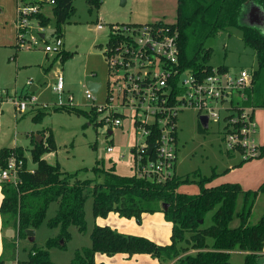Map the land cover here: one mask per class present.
Returning <instances> with one entry per match:
<instances>
[{
	"label": "rangeland",
	"instance_id": "rangeland-1",
	"mask_svg": "<svg viewBox=\"0 0 264 264\" xmlns=\"http://www.w3.org/2000/svg\"><path fill=\"white\" fill-rule=\"evenodd\" d=\"M72 4L74 12L61 26L60 32H56L52 6L43 4L40 9L49 19L48 24L41 27L37 20L32 19V28L26 34L28 44L25 43L19 48L15 43V0H0V149L9 147L21 149L26 158L27 169L33 170L35 165L30 161L33 139L36 135L41 136V133L45 135L50 133L55 151L44 154L43 158L51 165L58 163L62 171L74 173L78 170L91 169L98 160L103 162L105 167L114 164L118 175H132L130 148L136 144L140 145L144 138L127 119L123 120L122 127L112 128V133L108 134L105 126L95 123L99 120L98 116L94 119L92 116L87 117L75 112L54 111L52 108L59 104L64 106L70 104L76 109L88 111L92 105H102L106 93L113 88L112 84L110 87L107 84L108 80L111 82L112 77L108 73L103 54L110 25L145 24L153 20L173 23L176 17V0H102L99 8L91 11H88L86 0H73ZM92 24H101L102 29L91 28ZM39 33H43L44 37L41 38ZM57 34H60L63 42L62 50L72 53L65 61L61 59V55L54 52L45 53L30 43L33 41L31 38H34L37 46L50 45ZM205 46L210 49L208 64L213 67L225 66L230 73H236L240 69L251 72L256 67L255 54L252 49L244 46L241 32L237 28L220 30L206 42ZM59 75L62 76L64 84L61 92L54 90ZM88 82L100 85L94 103L85 98L84 92ZM31 86H35L36 89L31 91ZM29 96L34 98V104L28 105L23 113H19L13 100ZM222 117L223 112L220 113L218 121L210 120L207 128H204L195 111L183 110L179 113L175 174L181 177L188 175L190 181L180 184L178 192L198 193L197 181L200 177H211L205 183L206 187H210L217 185L214 182L222 178V175L227 174L233 179L240 172L242 177L250 175L254 178L264 172V156L244 162L237 152H231L233 154L230 153L229 156L223 140ZM256 143L259 145L257 140ZM109 146L113 148V152H107ZM121 154L124 155L123 158L120 157ZM233 170L236 171L232 172ZM92 176L91 172L80 171L79 174L80 179H90ZM263 181L264 177L261 178V182ZM255 189L257 187L250 190ZM240 203L241 198L238 199L237 209ZM56 209V203L49 205L45 221L40 228L34 230L33 242L22 238L17 240L15 260H11L15 231L11 226L3 228L11 235V238L6 239V264H15L18 259L24 261L31 247L42 248L48 238L56 236L57 230L45 225V222L55 215ZM263 211L264 194L260 193L251 211L250 224L256 223ZM211 214L212 212L206 215L204 226L211 224ZM84 215L85 232L80 233L75 227H70L68 229L70 239L64 248L54 247L49 250L52 263L68 264L76 250L90 246L89 234L93 226L97 225L96 218L92 216L90 196L84 205ZM144 215L145 218L142 216L140 218V225L133 218H125L116 228L125 232L122 234L144 237L161 246L168 245L170 229L167 230L158 220L151 217L155 213ZM159 215L164 223L169 224L163 218V214ZM131 219L132 224L127 225V220ZM112 222L116 224L114 219ZM237 225V219L230 223L231 227ZM117 229L113 230L121 233ZM188 252L195 253L191 250ZM262 252L264 253V246ZM243 258L244 253L237 249L230 252L231 264H243ZM263 262L262 255L259 264ZM175 263L176 259L160 264Z\"/></svg>",
	"mask_w": 264,
	"mask_h": 264
},
{
	"label": "trees",
	"instance_id": "trees-1",
	"mask_svg": "<svg viewBox=\"0 0 264 264\" xmlns=\"http://www.w3.org/2000/svg\"><path fill=\"white\" fill-rule=\"evenodd\" d=\"M52 1L56 32H60L61 26L74 12L73 0ZM48 2L40 0V7ZM101 3L102 0H86L88 11L98 9ZM251 6L258 7L260 15L264 17V0H176L175 21L157 23L168 27L176 35L178 68L197 74L200 79L211 74L213 69L228 71L225 66L213 67L208 64L210 49L206 48V42L220 30L239 29L244 46L255 54L256 67L251 71L250 87L243 92L245 100L233 98L231 104L249 106L254 112L255 109L264 108V20L259 24L248 23L247 14ZM32 18L41 27L49 22L42 12ZM55 36L61 37L60 34ZM113 39L109 33L106 46ZM57 55H61L65 61L72 53L62 50ZM52 109L92 116L94 119L97 116L92 107L88 111L71 105ZM95 123L102 126L100 121ZM41 136L43 140L40 144L33 139L30 161L35 167L32 171L27 169L21 149H0L1 168L11 153L23 160L20 183L17 186L9 182L0 185V226H11L15 231L11 260H15L17 240L27 239V230L40 228L49 205L57 204L55 215L45 222L48 228L57 230L56 236L48 238L42 248L31 247L24 261L18 259L17 264H54L50 261L49 250L64 248L70 239L68 229L73 226L78 232H85L84 205L88 196L92 199L93 218H105L109 213H115L121 218H134L139 222L142 214L161 212L171 224L170 243L161 246L144 237L94 225L89 234L90 246L76 250L68 264H104L95 262L96 253L107 256L147 254L157 259L159 264L174 259L175 264H231L230 252L235 249L244 253L243 264H259L264 246V211L254 224H250L249 218L257 196L264 194V181L255 190H244L237 183L206 187L205 183L211 177H200L197 181L199 192L185 194L178 192V187L189 182V176H177L175 172L171 179L156 182L135 174L118 175L114 164L105 167L103 162L97 160L91 169L67 173L61 170L58 163L51 165L44 160L43 155L55 151V145L52 134L41 133ZM153 140L152 136L147 137L148 142L153 143ZM258 150L256 158L263 157L264 144ZM80 171L91 172L93 176L80 179ZM239 198L241 203L237 209ZM163 205L167 207L164 209ZM210 212L211 224L204 226L206 215ZM234 219L238 220V225L231 227ZM2 243L0 264H6V239ZM190 250L195 253H189Z\"/></svg>",
	"mask_w": 264,
	"mask_h": 264
},
{
	"label": "built area",
	"instance_id": "built-area-1",
	"mask_svg": "<svg viewBox=\"0 0 264 264\" xmlns=\"http://www.w3.org/2000/svg\"><path fill=\"white\" fill-rule=\"evenodd\" d=\"M31 1L15 0V43L19 48L28 44L26 34L32 28V16L41 12L40 0ZM48 1L49 5L53 4L52 0ZM94 28L100 30L102 25L96 24ZM109 33L114 39L105 47L103 54L112 77L107 84L109 87L112 84L114 89L111 87L106 93L102 105L91 107L96 110L98 121L107 128L108 134L112 133V128L122 127L123 120L127 119L143 136L140 145L130 148L133 174L156 182L172 178L177 152V121L183 110H193L198 116L205 115L208 122L218 121L223 112L226 151L239 153L242 161L259 155L252 108L231 104L233 98L245 100L243 92L250 87L251 72L240 69L230 73L213 69L211 74L200 79L197 74L179 69L176 35L157 21L139 26L111 25ZM31 41L34 48L45 53L62 51L63 42L59 36H55L50 45L37 46L34 38ZM63 88V78L59 75L54 90L61 92ZM96 93L86 89L85 98L94 103ZM33 102L31 96L13 100L19 113ZM149 136L154 139L153 143L147 141ZM151 144L153 148L148 153ZM106 150L113 152L111 146ZM22 170L23 160L11 153L0 169V184L9 182L17 186Z\"/></svg>",
	"mask_w": 264,
	"mask_h": 264
},
{
	"label": "crops",
	"instance_id": "crops-1",
	"mask_svg": "<svg viewBox=\"0 0 264 264\" xmlns=\"http://www.w3.org/2000/svg\"><path fill=\"white\" fill-rule=\"evenodd\" d=\"M154 21H159V20H153V22ZM13 23H14V21H13ZM13 23H12V25H13ZM90 27L93 28L94 25L92 24V25H90ZM2 32L4 33V30ZM31 89H32V91H34L36 89V87L35 86H31ZM253 118H254V121L256 123L255 139L258 141L259 145H263L264 144V108L255 109L254 112H253ZM177 142H178V135H177ZM230 153L231 152H228L229 156H230ZM231 154H233V153H231ZM235 171L236 170H233L232 172H235ZM174 172H175V167H174ZM229 174H230V172H229ZM257 176H258V178H256ZM263 177H264V172H262L260 174H257L254 178L251 177L250 175H248L247 177H242L241 173L239 172L238 175H236L233 179L232 178L230 179V177L227 174H226V176L222 175V178L218 179L214 183H216L217 185L222 184V183H237L244 190H247V189H254V188L258 187V185H260L262 183L261 182V178H263ZM1 199H2V194H1V190H0V202H1ZM114 214L115 213H112V214L110 213V214H108V216L106 218H101V217L96 218L95 224H97V226H108V227H110L112 229H117L116 227L121 225V220L125 219V218H120L117 214H115V215ZM159 214L162 215V213H155V215H153L151 217H154L167 230L170 229V232H171V224L169 222H168L169 224L164 223L162 221L161 216ZM141 216L143 218H145L144 214H142ZM113 219H114V222L116 224H114L112 222ZM110 221L112 223H110ZM132 222H133L132 219L131 220H127V225L132 224ZM136 223L138 225H140V221L139 222L137 221ZM119 232H121V231H119ZM121 233H125V232H121ZM10 236L11 235L7 234L5 229H3L0 226V255H1L2 250H3L2 249V244H3L2 240L3 239H9V238H11ZM168 242L170 243V237H169V241ZM261 254L264 256L263 252ZM94 260L97 263H104V264H158V260L157 259H153L147 254H135V255H132V256H128L126 254H115V255H112V256H107V255H104V254L96 253L94 255Z\"/></svg>",
	"mask_w": 264,
	"mask_h": 264
},
{
	"label": "water",
	"instance_id": "water-1",
	"mask_svg": "<svg viewBox=\"0 0 264 264\" xmlns=\"http://www.w3.org/2000/svg\"><path fill=\"white\" fill-rule=\"evenodd\" d=\"M247 20H248V23L250 25L259 24V23H261L264 20V17L262 15H260V11H259L258 7L251 6L250 10H249V12L247 14ZM40 37L43 38L44 35L41 33ZM99 86L100 85L98 83H93V82H88L87 83V89L89 91H91L92 93H96V91H97ZM31 91H32V89H31ZM199 122L204 128H207V126H208L207 116H205V115L199 116ZM34 141H35V143L40 144L41 141H42V137L40 135H36L34 137ZM152 148H153V144L149 145L148 153L151 152ZM166 207H167L166 205H163L164 209ZM34 232H35L34 230H27L26 231L27 240L29 242H33L34 241Z\"/></svg>",
	"mask_w": 264,
	"mask_h": 264
}]
</instances>
